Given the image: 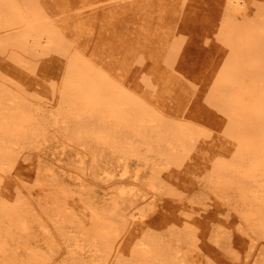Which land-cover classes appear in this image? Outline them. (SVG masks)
<instances>
[{
  "label": "bare ground",
  "instance_id": "6f19581e",
  "mask_svg": "<svg viewBox=\"0 0 264 264\" xmlns=\"http://www.w3.org/2000/svg\"><path fill=\"white\" fill-rule=\"evenodd\" d=\"M12 1L0 264H264V0Z\"/></svg>",
  "mask_w": 264,
  "mask_h": 264
},
{
  "label": "rangeland",
  "instance_id": "374dc122",
  "mask_svg": "<svg viewBox=\"0 0 264 264\" xmlns=\"http://www.w3.org/2000/svg\"><path fill=\"white\" fill-rule=\"evenodd\" d=\"M7 3H9V4H7ZM10 3H12V7H11V4ZM13 5H14V3H13V1L12 0H0V8L2 9V10H6V11H10V10H12V8H13ZM7 7V8H6ZM8 9V10H7ZM51 141V142H50ZM47 144V145H46ZM57 143L56 142H54L53 140H49L47 143H45V146L42 148V150H43V154H44V156L46 155V158L47 159H49V160H54V161H56V160H58L59 159V164H60V162L62 163V164H60V165H63L62 167H65V164H66V167L68 166V168L66 169V171L64 170V169H62V168H58L57 169V172H58V174L61 176V177H63L67 182H71L72 183V181L74 180V178H71V177H74L75 175L72 173L71 175H70V171H69V166H70V164H71V162H72V160L71 159H73L74 158V152H72V151H68V149H64V150H62L63 148H61L58 144L56 145ZM46 147V149H44ZM55 148V149H54ZM57 148V149H56ZM59 149V151H58V153H56L57 151H55V150H58ZM47 150H49V151H47ZM62 151H64V152H62ZM53 152H54V154H53ZM53 154V155H52ZM52 155V156H51ZM62 155H63V157H62ZM54 156H55V159H54ZM61 158H60V157ZM53 157V158H52ZM51 158V159H50ZM71 160V161H70ZM137 161V162H136ZM67 162H68V164H67ZM137 165V167H136V165ZM140 164H142V165H140ZM135 165V166H134ZM142 166V167H141ZM128 167H129V171H130V173H129V175L128 176H126V178L128 179L127 180V183H129V184H131L129 181V179H131L132 180V178L134 177L135 178V176L137 175V173H138V179L139 180H146V178L151 174V166L150 165H145L143 162H141V161H139V160H137V159H131V160H129L128 161ZM135 167H136V169H135ZM140 167V168H139ZM143 167H145V168H143ZM64 170L63 172H61L60 173V170ZM141 169H143V171L141 170ZM61 170V171H62ZM134 171H135V173H134ZM64 174H66V175H64ZM74 175V176H73ZM68 178H67V177ZM70 177V178H69ZM71 179V180H70ZM70 180V181H69ZM97 190L99 191V194H103V188H100V187H98L97 188ZM85 255H86V257H88L87 259H89V254H86L85 253ZM92 258V256H90V259Z\"/></svg>",
  "mask_w": 264,
  "mask_h": 264
}]
</instances>
